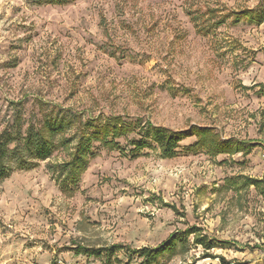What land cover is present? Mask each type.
<instances>
[{
	"label": "rangeland",
	"instance_id": "rangeland-1",
	"mask_svg": "<svg viewBox=\"0 0 264 264\" xmlns=\"http://www.w3.org/2000/svg\"><path fill=\"white\" fill-rule=\"evenodd\" d=\"M115 122L117 148L92 139L63 171L82 134ZM16 125L51 154L21 140L7 157L0 264H146L133 251L172 236L151 264H264V0H0V133ZM155 127L207 129L230 151L189 136L165 157Z\"/></svg>",
	"mask_w": 264,
	"mask_h": 264
},
{
	"label": "trees",
	"instance_id": "trees-1",
	"mask_svg": "<svg viewBox=\"0 0 264 264\" xmlns=\"http://www.w3.org/2000/svg\"><path fill=\"white\" fill-rule=\"evenodd\" d=\"M31 3L35 4H65L72 0H27ZM253 10H247V12L242 13L244 16L252 15ZM259 16L257 15V18ZM233 21H238V17L235 16ZM122 122H115V124H103L97 126L96 132L92 134V137L86 136L82 134L79 138L72 155L70 161L61 164L63 171H66L68 175L74 177V174L79 171L82 166H84V162L87 159L88 152L90 150V143L92 139L99 141V143L107 148L113 149L117 148V142L113 139L120 138L124 135L125 131H128L126 127L122 126V124H117ZM50 135H53L62 129L61 122L58 123L55 121H46L43 127ZM151 131V132H150ZM111 134L113 139H108L107 136ZM145 136L148 139H151L153 142L158 144L162 155L165 157H172L175 154L176 148L182 139H185L189 136H195L196 142L193 145H190V149L192 151L203 150L211 151V153H221L230 151V146H227L223 143H220L218 139H216V134H212L207 129L203 130H193L190 134L187 132H173L165 127H155L151 130H147L145 132ZM51 137V136H50ZM23 141L24 145L28 148L32 149L33 155L38 159H46L51 154V145L52 142L46 136V133L43 131L31 132L28 130L25 136L21 134L20 126L16 125L11 131H3L0 133V178L6 176L9 171L8 164L6 163L7 157L10 152H16V147L18 148L19 142ZM12 148H10V146ZM146 145V140L137 141V146L139 149ZM225 145V146H223ZM20 149V148H19ZM19 163L21 166H27L29 162L24 160L21 157H18ZM28 163V164H27ZM30 165V164H29ZM251 184H257V180H250ZM176 239L174 236L170 237L169 240L161 243L157 248L146 250V249H137L134 250L133 253H139L145 259L146 264H151L152 261L155 260L156 257L163 254L167 250L171 249L173 245L176 243ZM214 242L205 241L202 237L197 239V244L202 245L205 249H211L214 247ZM117 249H123L122 246H113L108 250H88V249H79L78 251H85L88 254L101 256V251L105 252L106 258H109L111 255L115 253ZM130 252V251H129Z\"/></svg>",
	"mask_w": 264,
	"mask_h": 264
}]
</instances>
